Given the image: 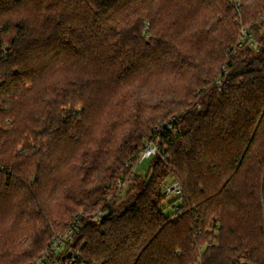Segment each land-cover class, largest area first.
Instances as JSON below:
<instances>
[{
	"label": "trees",
	"instance_id": "obj_1",
	"mask_svg": "<svg viewBox=\"0 0 264 264\" xmlns=\"http://www.w3.org/2000/svg\"><path fill=\"white\" fill-rule=\"evenodd\" d=\"M118 50L113 78L136 64L116 95L85 77ZM76 224L88 264H264V5L0 2V261Z\"/></svg>",
	"mask_w": 264,
	"mask_h": 264
},
{
	"label": "built area",
	"instance_id": "obj_2",
	"mask_svg": "<svg viewBox=\"0 0 264 264\" xmlns=\"http://www.w3.org/2000/svg\"><path fill=\"white\" fill-rule=\"evenodd\" d=\"M2 0H0L1 2ZM243 35H247L246 30ZM242 43H240V46ZM224 74L228 72V65L222 67ZM219 90L222 91L224 86L223 80L217 81ZM159 148L156 143H149L141 156V162L158 154ZM163 193L167 198L173 199L181 195L179 182H170L163 187ZM177 210V208H176ZM102 217V211L89 217L92 222H99ZM77 224L66 229L63 232L56 233L48 246L43 250L40 256L33 264H88L82 250V246L76 241Z\"/></svg>",
	"mask_w": 264,
	"mask_h": 264
},
{
	"label": "clouds",
	"instance_id": "obj_3",
	"mask_svg": "<svg viewBox=\"0 0 264 264\" xmlns=\"http://www.w3.org/2000/svg\"><path fill=\"white\" fill-rule=\"evenodd\" d=\"M191 2V0H189ZM242 3L244 4H251L253 2L260 3L264 5V0H241ZM14 25H18V21H13L12 22ZM120 55L119 50L115 54L108 55L106 59L101 60L94 58L93 62H99V67L96 69L95 73L92 76L85 77L86 80H91V82L94 85H98L99 89L98 90H105V89H112L115 87L116 90V95H119V92L121 91L122 88V81H127L129 80V75L127 76H121V73L129 70L130 66L135 65L136 63L129 64L127 67L123 68V70L118 71V74L113 78L111 75V72L113 69L116 67L115 61L117 60V57ZM139 68V67H138ZM137 68V69H138ZM40 71L42 73L41 77L39 79L33 80V79H28L24 83V89L26 90V94H31L38 86L45 84L47 80L50 78V72L49 71V66L45 64L40 65ZM135 72V71H134ZM133 73V72H132ZM139 81H132L128 85L124 86V90H129L132 87H135ZM19 97H13L12 100H19ZM12 101L7 100L5 104L11 103ZM83 105H81L82 107ZM0 255H3L2 252H0ZM0 264H3V261H0Z\"/></svg>",
	"mask_w": 264,
	"mask_h": 264
},
{
	"label": "rangeland",
	"instance_id": "obj_4",
	"mask_svg": "<svg viewBox=\"0 0 264 264\" xmlns=\"http://www.w3.org/2000/svg\"><path fill=\"white\" fill-rule=\"evenodd\" d=\"M156 144H157V146L159 147V141L157 140L156 141ZM152 159L153 158H149V159H147L146 161H143L141 164H140V169L139 168H137V172L139 173V174H144L145 173V170L147 169V167H148V165L151 163V161H152ZM142 168V169H141ZM132 184H133V182L132 181H127L126 182V184H124L123 186H122V188H123V197H124V195H125V192L128 190V189H130V187L132 186ZM170 198L169 199H167V201H165V203H164V211H165V214H171L172 212H173V209L170 207V206H168V203L170 202Z\"/></svg>",
	"mask_w": 264,
	"mask_h": 264
}]
</instances>
